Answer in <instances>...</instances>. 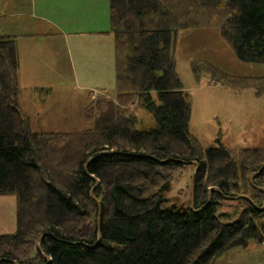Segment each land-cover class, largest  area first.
Segmentation results:
<instances>
[{
    "label": "trees",
    "instance_id": "1",
    "mask_svg": "<svg viewBox=\"0 0 264 264\" xmlns=\"http://www.w3.org/2000/svg\"><path fill=\"white\" fill-rule=\"evenodd\" d=\"M194 9L214 13L240 60L264 64V0H109L117 94L89 92L83 115L92 126L82 131L31 129L17 99V41L0 35V195L17 200L15 232L0 234V264H213L264 243V168L255 175L264 148L203 149L188 130L173 36L204 25ZM219 72L238 90L264 91V75ZM136 108L151 114L153 127L139 126ZM189 162L198 163L193 209L188 202L183 212L167 193L171 175ZM238 194L250 199L218 213Z\"/></svg>",
    "mask_w": 264,
    "mask_h": 264
},
{
    "label": "rangeland",
    "instance_id": "2",
    "mask_svg": "<svg viewBox=\"0 0 264 264\" xmlns=\"http://www.w3.org/2000/svg\"><path fill=\"white\" fill-rule=\"evenodd\" d=\"M13 1L5 0L7 5L4 6L10 21H20L26 29L30 24L37 29L48 28L44 22L29 17L17 18L15 12L19 7ZM35 1L28 4L31 12L35 11L32 10ZM43 1L55 3L54 10L60 18L58 22H62V19L67 22V29L62 24L56 27L67 33L110 29L109 0ZM2 2L0 0V14ZM192 11H195L192 15L194 20L201 19L204 25L179 30L173 36L175 68L191 108L189 133L203 149L220 145L228 149L264 148V91L257 93L253 86L238 90L234 86L236 84L223 83L220 81L222 78L218 79L217 76L221 71L230 77H262L264 64L248 63L238 58L233 47L222 37L218 24L212 22V11ZM178 12L176 15L181 19L183 11ZM81 20L85 22V27ZM53 30H56L54 26ZM55 39L51 40L56 42L49 47L39 45L38 53L29 49L27 44L30 42L18 40L19 59L23 64L21 75L18 74V103L27 112L25 116L31 129L36 132L82 131L92 126V121L83 115L90 91L100 95L99 90H102L109 98H116L115 63L110 56L112 46L101 43L95 63L90 64L83 61V51L88 49V43L81 42L78 36L67 35L70 49L65 50L64 42H61L64 41L63 35ZM104 55H109L107 63L106 59L103 62ZM34 58L42 64L38 67L33 62L34 68H39L37 75L33 72L23 73L29 67L26 64ZM81 75L86 76L82 78ZM135 114L139 126H154L153 117L142 108H136ZM233 155L237 156L236 153ZM194 171L191 165L171 175V190L167 193L170 205L186 207L188 202L192 205ZM252 176V173L246 176L250 183ZM242 197L250 199L248 194L229 196V200L218 208V213L237 211V200ZM94 213L92 210L90 216L95 217ZM16 228V197L14 194L0 195V234L14 233ZM234 249L222 254L213 264H226L228 253L231 256L228 264H264V243L251 242L246 248Z\"/></svg>",
    "mask_w": 264,
    "mask_h": 264
},
{
    "label": "crops",
    "instance_id": "3",
    "mask_svg": "<svg viewBox=\"0 0 264 264\" xmlns=\"http://www.w3.org/2000/svg\"><path fill=\"white\" fill-rule=\"evenodd\" d=\"M2 2L3 8L2 12L0 14V35H7V36H13L15 37L16 41L18 40H24L28 41L30 43L27 44V46H30V50L34 51L35 53H38V46L43 44L47 45L48 47L50 45H53V42L51 40H56L55 38H61L63 35V40L61 42H64L65 50L69 48V45H67V35L69 36H78V38H81V42L88 43V51H83V54H85L83 61H87L90 64L95 63L96 61V54L101 50V46H99L101 43H106L107 47L112 46L111 48V58L114 61V40L113 35L109 32V30H78L76 32H65V30L59 29L56 26L58 24H62L63 27L66 28L67 22L62 19V22H58L60 20L58 12L54 10V2L53 1H43V0H37L34 2V9L35 11L31 12L30 7L28 4L30 1L34 0H14L13 3H18V7L16 10L15 16L17 18L19 17H29L34 21H40L44 22L48 28L40 29L35 28L34 24H30L31 26L26 29L22 26L23 23L20 21H10V17L8 16V13L5 11L4 6L7 5L5 3V0ZM66 5V4H64ZM36 7H38L36 9ZM14 9V8H12ZM64 14V13H63ZM54 15V18L52 17ZM15 18V19H17ZM30 22V21H29ZM83 27H85V22L81 20ZM53 26L56 28V30H53ZM67 29V28H66ZM84 29V28H83ZM70 31V30H69ZM44 40H50V41H44ZM40 41H44V43H41ZM100 53V52H99ZM108 57L103 56V62L105 60V63L108 62ZM110 61V60H109ZM33 62L38 65V67H41V63L36 61V59H31L26 66H29L27 69L23 70V73H31L33 72L35 75L38 73L39 68H34ZM115 63V61H114ZM23 68V64L19 59V71L18 74L21 75V70ZM76 76V75H75ZM82 78H84L86 75H81ZM19 81V80H18ZM21 81V80H20ZM20 106V104H19ZM21 108V107H20ZM21 111L27 115L26 111H23L21 108ZM234 250H237L235 248ZM221 258V257H220ZM218 258V260L220 259ZM227 259L226 264H228V259L231 258L230 254L228 253L225 257ZM230 261V259H229Z\"/></svg>",
    "mask_w": 264,
    "mask_h": 264
},
{
    "label": "water",
    "instance_id": "4",
    "mask_svg": "<svg viewBox=\"0 0 264 264\" xmlns=\"http://www.w3.org/2000/svg\"><path fill=\"white\" fill-rule=\"evenodd\" d=\"M167 161H163V163H166ZM180 163H186V164H188V162H186V161H179ZM189 164H192V165H194L195 166V171H196V169H197V166H198V163L197 162H189ZM264 168V165L259 169V171L257 172V173H255V175L256 174H258V173H260L261 171H262V169ZM194 171V172H195ZM92 177V176H91ZM92 179H95L94 177H92ZM96 182H97V184L96 185H98V181L96 180ZM93 197V199H95L96 200V198L94 197V196H92ZM96 202H97V200H96ZM98 203V202H97ZM174 205H172L171 207H173ZM191 208L193 209V197H192V205H191ZM178 209H182L183 210V212L185 211V208L184 207H179ZM98 229L100 230V226H98Z\"/></svg>",
    "mask_w": 264,
    "mask_h": 264
},
{
    "label": "bare ground",
    "instance_id": "5",
    "mask_svg": "<svg viewBox=\"0 0 264 264\" xmlns=\"http://www.w3.org/2000/svg\"><path fill=\"white\" fill-rule=\"evenodd\" d=\"M97 185H95V187H96ZM95 187H93L91 190H90V195L91 196H94L95 197V195H94V190H95ZM93 198V197H92ZM95 200V199H94ZM98 202V203H97ZM96 203H97V205H98V224H99V222H100V217H101V206H100V203H99V201H97ZM99 230V229H98ZM99 232V231H98ZM100 239V236H99V234H98V238H97V240H99ZM39 244V242L37 241V244L36 245H38Z\"/></svg>",
    "mask_w": 264,
    "mask_h": 264
}]
</instances>
